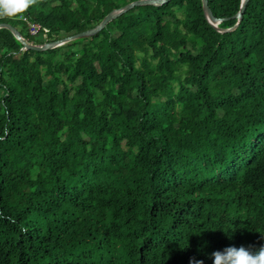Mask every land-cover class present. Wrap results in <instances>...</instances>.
<instances>
[{"label": "trees", "instance_id": "16d2710c", "mask_svg": "<svg viewBox=\"0 0 264 264\" xmlns=\"http://www.w3.org/2000/svg\"><path fill=\"white\" fill-rule=\"evenodd\" d=\"M133 1L36 0L0 24L26 15L56 42ZM242 1L209 3L225 19ZM22 48L0 35V264H212L264 245V0L224 34L203 0H174Z\"/></svg>", "mask_w": 264, "mask_h": 264}, {"label": "water", "instance_id": "95a60500", "mask_svg": "<svg viewBox=\"0 0 264 264\" xmlns=\"http://www.w3.org/2000/svg\"><path fill=\"white\" fill-rule=\"evenodd\" d=\"M171 1H174V0H135L132 3L127 4L126 6H123L122 8L115 10L114 12L109 14L105 18V20L101 24H99L97 27L71 34L69 36L62 38L59 41L53 42L45 46H39L36 43V41L32 37L29 36L28 31L26 30L25 27L18 25V24L10 23V22L0 24V35L7 33V32L13 33L16 39H18L23 44L22 50L24 51L35 50V51H40V52H46V51L60 49V48H63L64 46L87 40L88 38L107 29V27L110 26L116 19H118L119 17L123 15L130 13L131 11H133V9H136L141 6H146V5L162 6ZM250 1L251 0L242 1L240 11L234 18L218 19L215 17L210 7L209 0H203V7H204V11H205L208 23L210 24V26L214 28V30H216L219 33H223V34L237 30L244 18L247 5ZM15 32H18L26 36L30 40V44L28 45L24 41H22L20 38H18L15 35Z\"/></svg>", "mask_w": 264, "mask_h": 264}, {"label": "clouds", "instance_id": "9594fccd", "mask_svg": "<svg viewBox=\"0 0 264 264\" xmlns=\"http://www.w3.org/2000/svg\"><path fill=\"white\" fill-rule=\"evenodd\" d=\"M36 0H0V18L14 17L25 12ZM264 238V237H262ZM212 264H264V245L259 248L241 245L227 246L210 254ZM189 264H204L195 256L189 259Z\"/></svg>", "mask_w": 264, "mask_h": 264}, {"label": "built area", "instance_id": "2783aa9c", "mask_svg": "<svg viewBox=\"0 0 264 264\" xmlns=\"http://www.w3.org/2000/svg\"><path fill=\"white\" fill-rule=\"evenodd\" d=\"M20 19L25 23L23 26L28 31V34L30 37H32L36 43L38 44V41H42L43 44H38L39 46H45L48 44L53 43V41L50 40V30L47 28L42 27L40 24L33 22L28 16L21 15Z\"/></svg>", "mask_w": 264, "mask_h": 264}, {"label": "bare ground", "instance_id": "6f19581e", "mask_svg": "<svg viewBox=\"0 0 264 264\" xmlns=\"http://www.w3.org/2000/svg\"><path fill=\"white\" fill-rule=\"evenodd\" d=\"M15 35H16L18 38H20L22 41H24V42L26 43V41L24 40V38L22 37V35H21L20 33L15 32ZM26 44H28V43H26ZM28 45H29V44H28Z\"/></svg>", "mask_w": 264, "mask_h": 264}, {"label": "rangeland", "instance_id": "374dc122", "mask_svg": "<svg viewBox=\"0 0 264 264\" xmlns=\"http://www.w3.org/2000/svg\"><path fill=\"white\" fill-rule=\"evenodd\" d=\"M222 114V113H221Z\"/></svg>", "mask_w": 264, "mask_h": 264}]
</instances>
